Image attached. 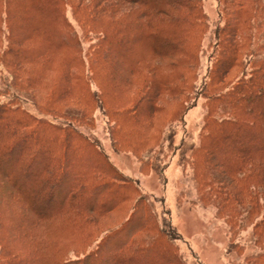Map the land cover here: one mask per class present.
Returning <instances> with one entry per match:
<instances>
[{"label":"trees","instance_id":"1","mask_svg":"<svg viewBox=\"0 0 264 264\" xmlns=\"http://www.w3.org/2000/svg\"><path fill=\"white\" fill-rule=\"evenodd\" d=\"M217 14L202 0H0V264H188L84 127L100 110L113 146L155 168L154 124L199 98L197 200L231 237L251 227L250 264H264V0H220ZM125 123L140 136L119 137Z\"/></svg>","mask_w":264,"mask_h":264},{"label":"rangeland","instance_id":"2","mask_svg":"<svg viewBox=\"0 0 264 264\" xmlns=\"http://www.w3.org/2000/svg\"><path fill=\"white\" fill-rule=\"evenodd\" d=\"M202 3L213 24L218 19L220 0H202ZM68 15L80 31L77 22L70 13ZM87 44L83 41L84 47ZM201 63L203 72L206 66L205 56ZM113 89L111 95L114 96L116 90ZM205 110L202 98H199L186 111L182 121L173 125L154 124L157 136L164 138L156 151L158 158L155 168L149 163L141 167L135 155L113 146L108 132L112 123H109L100 110L95 111L92 126L86 125L84 129L100 141L109 159L124 174L138 181L143 194L151 199L159 219L165 214L170 220L180 234V249L188 264H250L249 256L261 250L254 242L251 227L242 228L231 237L228 224L217 214L214 205L203 203L196 197L187 156L192 146L200 140ZM140 125L142 129L141 123H125L119 137L125 140L139 137Z\"/></svg>","mask_w":264,"mask_h":264}]
</instances>
